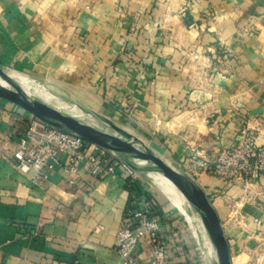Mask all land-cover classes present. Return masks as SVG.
Instances as JSON below:
<instances>
[{"label": "crops", "instance_id": "1", "mask_svg": "<svg viewBox=\"0 0 264 264\" xmlns=\"http://www.w3.org/2000/svg\"><path fill=\"white\" fill-rule=\"evenodd\" d=\"M0 64L87 124L95 119L69 105L147 133L180 169L190 146L215 161L245 124L260 129L264 145V0H0ZM29 118L0 98L1 264H127L115 250L118 232L128 209L144 203L125 173L94 177L82 165L70 185L63 156L44 190L32 186L14 159ZM196 173L233 264L254 261L264 252V179L244 188ZM151 201L165 235L185 230L169 248L173 260L182 253L193 264L188 223Z\"/></svg>", "mask_w": 264, "mask_h": 264}, {"label": "built area", "instance_id": "2", "mask_svg": "<svg viewBox=\"0 0 264 264\" xmlns=\"http://www.w3.org/2000/svg\"><path fill=\"white\" fill-rule=\"evenodd\" d=\"M29 117V125L18 139L14 159L16 170L27 177L32 186L44 190L61 158L67 156L64 169L70 185L75 186L81 181L82 165L94 177L114 176L119 167L125 173L130 188L133 189L138 184L144 190L140 175L114 156L30 114ZM260 133L259 128L245 124L234 145L220 150L213 162L207 159L204 151L190 146L191 155L185 161L188 167H183L182 170L196 178V170L199 168L221 181L232 182L244 188L252 187L264 179V145L258 143ZM138 198L144 204L126 212L115 244L117 254L127 264H191L189 256L181 253V261L175 262L169 252L170 247L176 249V245L181 244V230L174 228L165 235L167 226L162 223L161 216L155 214L156 203L149 202L142 194ZM188 225L190 233L197 237L195 228L189 223ZM256 234H261L260 229H257ZM142 248L146 250L145 259H139L138 252ZM254 262L264 264L263 251L254 256Z\"/></svg>", "mask_w": 264, "mask_h": 264}, {"label": "water", "instance_id": "3", "mask_svg": "<svg viewBox=\"0 0 264 264\" xmlns=\"http://www.w3.org/2000/svg\"><path fill=\"white\" fill-rule=\"evenodd\" d=\"M41 87L43 86L41 85ZM0 98L16 105L42 122L109 153L128 165L140 176H148L150 173L162 175L178 189L187 200L192 212L199 218L205 240L210 242L218 264H233L229 241L219 214L205 190L194 177L179 167H173L160 157L150 145L125 129L118 127L109 118L87 113L95 120L104 123L112 133L98 129L52 107L47 101L30 95L24 85L8 73L1 64Z\"/></svg>", "mask_w": 264, "mask_h": 264}, {"label": "rangeland", "instance_id": "4", "mask_svg": "<svg viewBox=\"0 0 264 264\" xmlns=\"http://www.w3.org/2000/svg\"><path fill=\"white\" fill-rule=\"evenodd\" d=\"M12 71H8V73L10 74H14ZM27 78V77H26ZM29 79V78H28ZM30 80V79H29ZM33 82V83H31ZM30 83H28L30 85V87L32 88H36V87H41L40 83L34 82L31 80ZM36 84V85H35ZM40 89H42L44 92L48 93L49 95H51V93L47 92V90H45L43 87H41ZM59 105H63V104H59ZM65 107H67L66 109H68V106L63 105ZM70 108H72V110H76L77 112H79L81 115H85V117L87 116L86 112H83L79 109H75L74 107H76L75 105H69ZM61 107V106H60ZM108 118V117H107ZM111 120V119H110ZM93 123L96 128L101 129L103 131L106 132H110L112 133V131L102 122L98 121V120H93ZM115 124L118 127H121L123 129H125L126 131H128L129 133L137 136L139 139H141L142 141H144V143H146L147 145H150L151 148L160 155V157H162L165 161H167L168 163H170L173 167H177L178 165L175 164V162L173 161V159H170L169 157H167V154H165L161 149L157 148V146L153 143L155 140L153 138H150L147 133H142L138 130H136L135 128H133L132 125L127 124L126 122H121V121H116ZM155 138V137H154ZM154 140V141H153ZM141 177V183L143 185V188L145 190V192L150 195V197H155L161 204L162 206L165 207V209H168V205L172 207H174V212L173 215L177 216L178 218L180 216H182L181 218L188 221V223L193 226L195 228V233L197 237H194L192 234V237L194 239V241H196L197 243V248L195 251V262H193V264H207L206 263V256L208 253V250L206 248V238H205V234H204V230L202 229V227H200V221L199 218L197 217V215L195 214H191V218L180 214L179 216V210L178 207H176L170 200H168L160 191V189L154 184L153 180L150 179L148 176H140ZM160 191V192H159ZM174 205H172L170 202ZM192 219V220H191ZM197 221V222H196ZM199 222V223H198ZM185 230L181 229V233H184ZM202 243V244H201ZM204 246V247H203ZM234 264H255L254 261L249 262V260L245 259L244 257L242 259H238V257L236 256L234 259Z\"/></svg>", "mask_w": 264, "mask_h": 264}, {"label": "bare ground", "instance_id": "5", "mask_svg": "<svg viewBox=\"0 0 264 264\" xmlns=\"http://www.w3.org/2000/svg\"><path fill=\"white\" fill-rule=\"evenodd\" d=\"M11 75L14 78L18 79L24 85L26 91L30 95H33V96H35L38 99L43 100V101H50L52 99L51 95H49L48 93H46L42 89H40L41 87L40 88L39 87H36V88L30 87V85L28 83H30L31 80H29L28 78L17 75V74H11ZM148 177L153 180L154 184L160 189L161 193L168 200H170L176 207H178L179 214H183V215H186V216L191 218L192 210H191L187 200L182 196V194L178 191V189L173 184H171L162 175L157 174V173H150V174H148ZM200 227H202L201 224H200ZM206 248L208 250V253L206 256V260H207L206 263L207 264H218L216 254H215V252H214L209 241H206Z\"/></svg>", "mask_w": 264, "mask_h": 264}, {"label": "trees", "instance_id": "6", "mask_svg": "<svg viewBox=\"0 0 264 264\" xmlns=\"http://www.w3.org/2000/svg\"><path fill=\"white\" fill-rule=\"evenodd\" d=\"M133 191H136L137 194L139 195H144L148 200H151V197L144 192V190L140 187V185L136 184V186H134V188L132 189ZM160 210L159 207L156 205V209H155V214H159Z\"/></svg>", "mask_w": 264, "mask_h": 264}]
</instances>
